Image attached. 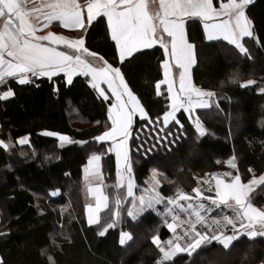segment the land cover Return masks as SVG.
I'll return each mask as SVG.
<instances>
[{
  "label": "trees",
  "instance_id": "obj_1",
  "mask_svg": "<svg viewBox=\"0 0 264 264\" xmlns=\"http://www.w3.org/2000/svg\"><path fill=\"white\" fill-rule=\"evenodd\" d=\"M246 12L253 21L257 39H245L250 58L224 41H207L199 26H193L189 33L196 45L194 82L216 93L217 102L197 109L194 115L200 117L207 129L205 135L197 133L183 109L178 112L183 128L175 122L169 125L167 128L173 135L168 140H157L154 126L148 121L139 117L134 120L128 145L135 192L146 185V178L155 168L163 175L162 179H167L159 189L163 196L174 194L178 188L190 193L198 184L197 176L211 172L219 162L232 156L236 157L243 182L253 175L264 174V93L258 90L264 86V0H254ZM86 46L113 62L114 43L104 20L94 22V27L89 28ZM162 52L159 46L145 49L131 64L125 62L122 69L129 86L153 120L167 110L169 103L165 90L160 96L155 91V83L162 78ZM115 66H119L118 62ZM234 73L238 74L239 82L229 83L228 77ZM247 80H254L256 84L242 87ZM9 87L15 95L0 99V140L12 144L11 148H0L3 172L0 175V233H3L0 257L4 264H49L47 255H52L56 264H156L162 254L153 244L152 236L157 234L160 241H165L171 236L170 230L152 209L135 220L128 215L132 198L125 199L126 188L114 187V153H105L101 159L108 208L100 212L99 224L89 225L87 221L80 189L89 156L104 153L109 144L93 139L110 125L108 102L96 94L88 78L83 76L74 77L71 84L66 83L63 74L51 80L41 77L25 85L8 78L0 85V94ZM46 131L66 134L73 141L86 143L61 144L58 138L44 135ZM24 136L29 137V145L19 146L17 140ZM13 152L28 155L13 162ZM236 172L234 169V175ZM55 190L59 194L51 195ZM117 194L122 200V225L119 222L100 235L101 228L114 219ZM40 196L42 201L38 202ZM252 200L263 204L264 184L252 192ZM65 204L69 207L63 211L60 206ZM107 216L111 217L108 222ZM125 230L131 234V240L121 245L120 235ZM137 234L142 236L137 238ZM133 244L135 248L130 249ZM238 246L240 249L234 251ZM42 249H46V254H41ZM248 250L252 255L245 260ZM204 253L208 257L199 258ZM191 263L264 264V236L240 235L227 249L213 240L196 248L191 255L177 253L165 262Z\"/></svg>",
  "mask_w": 264,
  "mask_h": 264
},
{
  "label": "snow or ice",
  "instance_id": "obj_2",
  "mask_svg": "<svg viewBox=\"0 0 264 264\" xmlns=\"http://www.w3.org/2000/svg\"><path fill=\"white\" fill-rule=\"evenodd\" d=\"M151 2L156 3L157 0ZM251 3L252 0H227V3L221 2L217 8L213 0H158L159 11L150 14L149 0H84L83 3L80 0H44L39 5L33 0H0V85H4L8 78H15L19 85L33 82V77H46L51 80L60 74L64 75L67 84H71L76 76L88 78L90 87L103 101L108 102L110 120V125L93 139L98 143H110L104 153H93L89 156L84 167L85 178L91 177L102 184V156L105 153L115 154L114 187L126 188L125 199L133 198V208L129 209L128 215L135 220L140 212L152 209L162 217L163 223L173 234V238L164 242L160 241L158 235L152 236L153 244L162 254L156 264L171 261L177 253L187 252L191 255L190 250L194 251L202 243L212 240L218 241L227 249L241 234H246L249 238L264 236V208L256 207L248 200L253 186L264 184V174L259 177L253 175L252 179L243 183L236 157L232 156L226 163L231 169L237 170L236 175L232 172L212 173L210 179L204 180L206 189L199 185L192 189L195 196L178 188L173 196L165 197L158 191L160 174L153 168L148 181L149 187L144 189L145 194L136 197L128 145L137 117L154 126L157 140H168L173 135L167 128L170 123L175 122L183 128L176 115L181 109L189 114L188 118L197 133L200 136L205 135L207 129L200 117L194 116L193 113L197 108L210 107L208 99L205 98L214 97L216 93L196 87L192 82L190 68L196 62V45L188 38L187 21H202L208 41L223 39L239 53L250 58L245 38H254L253 21L246 13V8ZM32 15L37 17L34 22L30 19ZM104 18L106 31L114 42L113 62L86 46L89 28L94 27V22L102 23ZM53 22H58L64 29L76 30L75 35L57 34L54 31L37 34L40 29H47ZM155 45H159L163 50V78L155 83V91L156 95L160 96L161 86L166 85L169 103L167 110L153 120L140 98L129 86L122 69L125 62L131 64L137 54ZM117 62L119 66H115ZM174 68L178 70V80L173 75ZM228 82L238 83V74L229 76ZM255 84L256 81L247 80L241 86ZM258 90L264 93V86H259ZM14 95L15 92L9 87L0 94V99H8ZM161 124L162 127H156ZM44 135L58 138L61 144L86 143L73 141L68 135L56 131H46ZM18 142L27 143V137L20 138ZM8 147V143L0 140V148ZM248 171L253 172L251 168ZM205 190L208 193L214 192L215 195L205 196ZM89 191L96 196V204L86 206L87 221L89 225L99 224V213L102 208H108L109 198L101 191L100 185L89 187ZM58 194L59 190L51 193ZM201 199L209 201L210 205L206 206L200 202ZM114 203V219L103 228L100 235L116 226L122 203L119 194L116 195ZM158 204L164 205L163 212L156 209ZM177 209L186 213L188 219L180 220ZM214 209L221 210L219 218L208 216ZM225 209H230L232 215L224 214ZM168 217H171L172 222H169ZM197 225L204 230H197ZM228 226H231V235L225 234ZM181 227L182 235L177 234V229ZM209 232L212 234L209 235ZM185 238L189 242L182 247L180 241ZM130 239V233L121 232L119 243L124 245L126 240ZM41 254H46V249H42ZM47 260L49 264H56L52 255H47ZM0 264H4L2 257Z\"/></svg>",
  "mask_w": 264,
  "mask_h": 264
},
{
  "label": "rangeland",
  "instance_id": "obj_3",
  "mask_svg": "<svg viewBox=\"0 0 264 264\" xmlns=\"http://www.w3.org/2000/svg\"><path fill=\"white\" fill-rule=\"evenodd\" d=\"M7 143V142H6ZM9 144V147L8 148H11L12 147V144L11 143H8ZM27 152H19V153H15V152H13L12 154H11V158H12V161L14 162V160L16 161L17 159H20L21 158V156H26L27 157ZM26 157H24L25 159H26ZM55 159V157H52V159ZM53 159V160H54ZM228 160V159H227ZM227 160H225V161H221V162H219V165L217 166V168L216 169H214V170H212L211 172H206V173H204L203 175H199V176H197V181H198V184H197V186L199 185L202 189H206L207 188V185H205L204 184V180L205 179H210L211 178V174L212 173H226V172H232V174L234 175V169H231L230 168V166L226 163V161ZM176 166H179V164H176ZM172 170H174L173 168H172ZM157 172L160 174V175H158V179H160L161 180V183H160V186H159V188H158V191H160L159 189H160V187H161V185H162V183H166V181H167V179H162V177H163V175L161 174V172L159 171V170H157ZM103 173V172H102ZM3 174V172H2V170L0 169V175H2ZM151 175H152V173L149 175V177H147L146 178V185L144 186V187H140L139 188V190L141 191H139V192H135V190H134V193H135V196L136 197H139L140 195H142V194H145L144 193V189L145 188H147V187H149V183H148V181H149V178L151 177ZM104 176V175H103ZM228 179H230V178H228ZM89 180L88 179H84L83 178V184H82V187H81V189H80V195H81V200L85 203V213H86V206L87 205H89V204H93V202H94V199H93V197H92V195H91V193H87V185L89 184ZM103 182H104V184H105V187L103 186V188H104V191H105V188H106V186H107V183H106V179H105V176H104V180H103ZM0 183H2V180L0 181ZM115 183V182H114ZM196 186V187H197ZM213 187H214V181H213ZM257 186H254L253 188V190L251 191V192H249V194H248V200L254 205V206H256V207H259V208H264V202H263V204L262 205H258L257 203H255V202H253V200H252V192L255 190V188H256ZM176 192V191H175ZM175 192H174V194H175ZM162 194V193H161ZM174 194H172V195H170V196H173ZM188 194H190L191 196H195V193L192 191V192H190V193H188ZM209 194H212V195H215V193L213 192V193H208L206 190H205V192H204V195L205 196H207V195H209ZM163 195V194H162ZM132 198V197H131ZM259 200V199H258ZM42 201V197L40 196V199H38V202H41ZM193 203H195V201H192ZM200 202H202V203H204L206 206L207 205H210V202L209 201H206V200H200ZM44 203V202H43ZM182 203H186V202H183L182 201ZM45 204V203H44ZM137 205H138V201H137ZM68 207H69V205L68 204H65L64 206H60V208L63 210V211H65L66 209H68ZM120 208H121V205H120V207H119V212H120V216H119V218H118V220H117V222L118 223H116V225H118L119 224V222H120V225H122V222H123V215L121 214V211H120ZM133 208V198H132V202L130 203V205H129V207H128V210H127V213H128V211H129V209H132ZM156 209H158L160 212H163L164 211V205L163 204H158V205H156ZM116 210V209H115ZM144 212V211H143ZM143 212H140L139 214H138V216H137V218L143 213ZM101 214V213H100ZM177 214H178V216H179V219L180 220H187L188 219V216H187V214L186 213H184V212H180L178 209H177ZM203 214V213H202ZM221 214V210L220 209H214L211 213H208V216L209 217H212V216H217V218H219V215ZM224 214H227V215H232V212H231V210L230 209H225L224 210ZM86 216H87V214H86ZM108 217V216H107ZM161 217V216H160ZM109 219L106 221V222H108V221H110L111 220V217H108ZM162 218V217H161ZM168 220H169V222H172L171 221V217H168ZM100 222H101V218H100ZM99 222V223H100ZM112 221H110L109 223H111ZM107 224V223H106ZM106 226V225H105ZM104 226V227H105ZM104 227H102L101 228V230H100V232L101 231H103V228ZM256 228H257V230H259V225H257L256 226ZM197 230H199V231H203L204 229H202L201 228V226L200 225H197ZM213 231H220V229H213ZM125 232H128L127 230H125ZM129 233V232H128ZM137 232H135V234H136ZM170 233H171V236H170V238H173V234H172V232L170 231ZM177 234H180V235H182L183 234V227H181V228H178L177 229ZM212 233L211 232H209V235H211ZM225 234L226 235H231V226H228V228L225 230ZM157 235V234H156ZM241 235H246V234H241ZM140 236H142L141 234L139 235V234H137V238H140ZM247 236V235H246ZM257 237V236H256ZM170 238H168V239H170ZM167 239V240H168ZM166 241V240H165ZM213 241V240H212ZM161 242H164V241H161ZM187 242H189L188 241V239L187 238H185V240H182V241H180V243H181V246L183 247V246H185L186 245V243ZM208 243V242H207ZM202 244H206V243H202ZM201 244V245H202ZM134 245V244H133ZM130 246L129 248L131 249H134L135 248V245L134 246ZM240 246H238L234 251H238L240 248H239ZM129 249V250H130ZM191 252H192V250H190ZM247 255L245 256V260L249 257H251V250H248L247 251ZM207 255H209L208 253H204V254H202L199 258H206V257H208ZM191 264H194V263H191Z\"/></svg>",
  "mask_w": 264,
  "mask_h": 264
},
{
  "label": "crops",
  "instance_id": "obj_4",
  "mask_svg": "<svg viewBox=\"0 0 264 264\" xmlns=\"http://www.w3.org/2000/svg\"><path fill=\"white\" fill-rule=\"evenodd\" d=\"M254 0H252V2H253ZM33 2L36 4V5H39V4H41V3H43L44 2V0H33ZM80 2L81 3H83L84 2V0H80ZM221 2H223V3H227V0H213V3H214V6L215 7H217V8H219V5H220V3ZM250 5V4H249ZM248 5V6H249ZM32 5H29V7H31ZM148 7H149V11H150V14H152V13H155L156 11H159V5H158V0H157V2L156 3H152L151 2V0H149V5H148ZM247 9V8H246ZM247 13V12H246ZM36 16L35 15H32V16H30V19L34 22L35 20H36ZM99 18V17H98ZM97 18V19H98ZM250 18V17H249ZM42 19V18H41ZM221 19H223V17H221ZM251 19V18H250ZM252 20V19H251ZM104 22H105V25H106V18H104ZM202 21H199V20H197L195 23L193 22V20H188L187 21V24H186V28H187V32H188V38H189V33H191V28L193 27V26H199L200 27V29H201V31L203 32V35H204V38L206 39V34L204 33V31H203V28H202ZM0 27H2V21H0ZM48 31H54V32H56L57 34H64V35H69V36H72V35H75V32H76V30H71V29H64L62 26H59L58 25V22H53V24L52 25H49V27L47 28V29H40L39 31H38V35H41V34H46ZM108 36H109V38H110V35L108 34ZM165 36H166V34H165ZM247 38V37H246ZM245 38V39H246ZM254 38H255V36H254ZM256 39V38H255ZM189 40H190V38H189ZM207 40V39H206ZM257 40V39H256ZM191 42H194V41H192V40H190ZM208 41V40H207ZM213 41H224L223 39H218V40H213ZM112 42V41H111ZM224 42H226V43H228L227 41H224ZM114 43V42H113ZM195 43V42H194ZM155 46H159V45H155ZM154 46V47H155ZM195 60H196V62H197V55H196V48H195ZM196 62L191 66V68H190V74H191V79H192V82H193V84L196 86V87H199V88H201L200 86H198L195 82H194V79H193V68H194V66L196 65ZM161 68H162V66H161ZM173 75H174V77L175 78H177V80H178V70L177 69H173ZM162 78H163V69H162ZM161 78V79H162ZM164 90L166 91V93H167V86L166 85H162L161 86V89H160V91H161V94L164 92ZM205 99H208V101H209V104H210V106H212V105H214V103L215 102H217V100H216V98L215 97H211V98H205ZM142 103V102H141ZM144 106V105H143ZM197 109H202V108H197ZM197 109H195L194 110V113H193V115H195V112H196V110ZM177 115V118H178V113L176 114ZM186 115L187 116H189V114L188 113H186ZM173 123V122H172ZM172 123H170L169 125H171ZM168 125V126H169ZM167 126V127H168ZM25 137H27V136H24V137H20V138H25ZM19 138V139H20ZM19 139L17 140V143H18V145L19 146H27V145H29V137H27V143H25V144H20L18 141H19ZM106 143H110V142H106ZM129 144V143H128ZM114 156H115V154H114ZM87 165V164H86ZM85 165V166H86ZM115 165H116V160H115ZM101 172H102V169H101ZM102 175H104L103 173H102ZM132 175H133V173H132ZM83 178L85 179V173L83 174ZM90 182H89V184L87 185V193H91V195H92V197H93V199H94V202H93V206H95V204H96V196L92 193V192H90L89 191V187H92V188H95L97 185H100V188H101V191L105 194V195H107L106 194V192L104 191V188H103V186H104V182H102V184H101V182L99 181V180H96V179H93V178H91V177H89V178H87ZM103 180H104V176H103ZM133 180H134V178H133ZM242 180V179H241ZM243 182V181H242ZM134 183H135V181H134ZM243 183H247V182H243ZM259 184H257V185H254V186H258ZM253 186V187H254ZM135 188H136V185H135ZM135 188H134V190H135ZM254 189V188H253ZM105 208H102L101 209V211L102 210H104ZM100 211V212H101ZM86 214H87V208H86ZM99 215H100V213H99ZM131 240V239H130ZM130 240H126V242H125V244H127Z\"/></svg>",
  "mask_w": 264,
  "mask_h": 264
},
{
  "label": "built area",
  "instance_id": "obj_5",
  "mask_svg": "<svg viewBox=\"0 0 264 264\" xmlns=\"http://www.w3.org/2000/svg\"><path fill=\"white\" fill-rule=\"evenodd\" d=\"M32 81H33V82H31V83H35V82H37V81H38V79H37V78H35V77H33V78H32Z\"/></svg>",
  "mask_w": 264,
  "mask_h": 264
}]
</instances>
